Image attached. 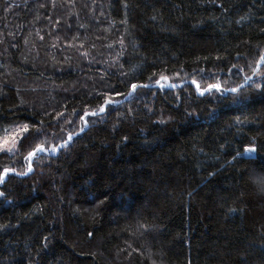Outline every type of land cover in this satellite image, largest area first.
I'll return each instance as SVG.
<instances>
[{"label": "trees", "instance_id": "obj_1", "mask_svg": "<svg viewBox=\"0 0 264 264\" xmlns=\"http://www.w3.org/2000/svg\"><path fill=\"white\" fill-rule=\"evenodd\" d=\"M262 51L264 0H0V129L44 121L0 156V264H264V147L233 159L264 146Z\"/></svg>", "mask_w": 264, "mask_h": 264}, {"label": "snow or ice", "instance_id": "obj_2", "mask_svg": "<svg viewBox=\"0 0 264 264\" xmlns=\"http://www.w3.org/2000/svg\"><path fill=\"white\" fill-rule=\"evenodd\" d=\"M233 68H236L237 71L233 73V75H239L240 71H242V68H238L236 65H233ZM261 69H264V51L259 53V58L255 61V66L252 68L253 75H261ZM231 72L232 69H229ZM201 72H203V69H201ZM151 79V77H150ZM245 81H251L252 76H245ZM192 85L195 86L196 91L199 95L203 96L205 93H209L212 90H215L217 93H238L237 88H222V85L220 83H213L209 84L207 88H203L200 83H198L196 80H192ZM155 84L159 86L161 89L165 87H176L174 84H170V78L163 73L160 75L159 79L155 80ZM125 86L130 89V91L127 93V95L131 96L140 88L148 89L150 87L149 84H138V83H131L128 84L125 82ZM257 89L260 90L261 94H264V83L257 84ZM115 95H123L122 93L116 91ZM99 96H97V99ZM114 103H119L117 101H114L111 97H105L103 100V103L100 105L98 111H84L83 115H80L78 111L75 109L73 110L74 115H78L80 117V121L83 123V127H81L80 131L83 132L84 128L88 126L89 119L91 117H96L102 114H105L107 111L111 110V106ZM63 112L57 113V118L63 119L64 117ZM189 116L194 115L193 113H188ZM161 123H164V121H160ZM66 123H72V121H67ZM41 126L37 127L35 125V122H33L31 125L29 123H23L16 125L15 127L9 129L7 127H4L0 129V156L8 155V154H16L20 148H23L25 146V141H29V146H31V141L36 140L39 138L40 135L44 132V121L40 122ZM73 139V134L69 133L68 140L64 141L62 144L57 145L49 149L44 143H38L35 145V147H31V150L27 152V155L24 156V160L27 162V168L23 172L17 173L20 176H26L29 173L33 171V158L38 157L39 153L46 152V151H52L55 152L57 147H65L69 141ZM260 147H264L261 145H257L255 141L248 144H243L242 147H238L236 149V155L233 157V159H236L237 157L245 158V159H252L255 157L258 149ZM16 169L10 168V167H3L0 169V184L5 183L6 178H9L10 173H15ZM254 182L257 183L262 190H264V176L260 177H254ZM5 196L4 192H0V197ZM107 196L104 197V199L98 200L97 207H101L104 205L105 201L107 200ZM89 237H93L94 233L89 232ZM45 240H47V237H45ZM46 246V245H45Z\"/></svg>", "mask_w": 264, "mask_h": 264}, {"label": "rangeland", "instance_id": "obj_3", "mask_svg": "<svg viewBox=\"0 0 264 264\" xmlns=\"http://www.w3.org/2000/svg\"><path fill=\"white\" fill-rule=\"evenodd\" d=\"M170 84H172V83H170ZM156 86H157V85H156ZM47 152H49V151H47ZM56 152H57V148H56V151H55V152H52V151H51V153H56Z\"/></svg>", "mask_w": 264, "mask_h": 264}]
</instances>
